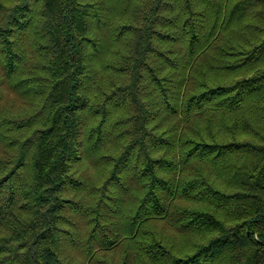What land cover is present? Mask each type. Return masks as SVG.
<instances>
[{"label": "trees", "instance_id": "trees-1", "mask_svg": "<svg viewBox=\"0 0 264 264\" xmlns=\"http://www.w3.org/2000/svg\"><path fill=\"white\" fill-rule=\"evenodd\" d=\"M0 264H264V0H0Z\"/></svg>", "mask_w": 264, "mask_h": 264}, {"label": "rangeland", "instance_id": "rangeland-1", "mask_svg": "<svg viewBox=\"0 0 264 264\" xmlns=\"http://www.w3.org/2000/svg\"><path fill=\"white\" fill-rule=\"evenodd\" d=\"M3 97H4V99L2 100L1 105L3 107H6V108L8 107L9 109H11L13 111H18L20 109H23L25 107V105L28 106V104H26V100L22 99L20 96L17 95V93L12 91L7 86H5V89L3 91ZM86 169H88L85 172L86 175L89 177H91V175L93 176L95 169H92L91 165H88V168H86ZM81 222H82V225H85V226L87 225L86 218H82ZM163 228L166 231V233L173 235L172 231H174V229L172 228V226L164 223ZM117 251H119V249ZM117 251H115V253L113 255H111L115 260H119V258H120V253Z\"/></svg>", "mask_w": 264, "mask_h": 264}]
</instances>
